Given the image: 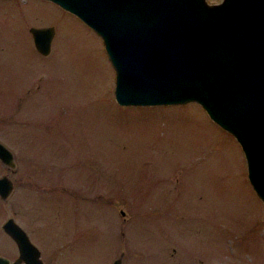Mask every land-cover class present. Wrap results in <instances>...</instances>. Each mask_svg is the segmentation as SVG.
I'll return each mask as SVG.
<instances>
[{
    "label": "rangeland",
    "instance_id": "1",
    "mask_svg": "<svg viewBox=\"0 0 264 264\" xmlns=\"http://www.w3.org/2000/svg\"><path fill=\"white\" fill-rule=\"evenodd\" d=\"M42 25L46 54L28 29ZM113 85L76 15L0 0V140L16 161L0 163L13 181L0 254H17L1 227L12 216L42 264H264L263 205L236 138L196 101L120 105Z\"/></svg>",
    "mask_w": 264,
    "mask_h": 264
},
{
    "label": "water",
    "instance_id": "2",
    "mask_svg": "<svg viewBox=\"0 0 264 264\" xmlns=\"http://www.w3.org/2000/svg\"><path fill=\"white\" fill-rule=\"evenodd\" d=\"M51 1L100 36L118 104L193 100L236 138L264 217V0ZM28 29L36 50L46 54L53 26ZM0 163L16 165L1 140ZM12 190L11 177L2 172L0 199ZM1 227L17 254L11 259L0 254V264H42L38 247L12 216ZM110 264H121L120 255Z\"/></svg>",
    "mask_w": 264,
    "mask_h": 264
}]
</instances>
